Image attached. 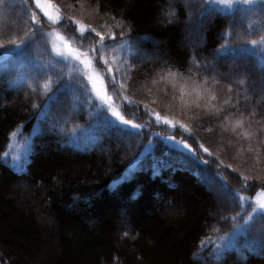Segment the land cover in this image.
Segmentation results:
<instances>
[{
    "label": "trees",
    "instance_id": "trees-1",
    "mask_svg": "<svg viewBox=\"0 0 264 264\" xmlns=\"http://www.w3.org/2000/svg\"><path fill=\"white\" fill-rule=\"evenodd\" d=\"M49 1L71 45L108 62L97 69L131 125L53 54L31 0H0V264H264V214L250 202L264 191V3L220 14L205 0ZM81 24L119 43L80 38ZM225 43L246 50L215 59ZM219 135L230 146L217 150ZM169 136L204 145L208 163H185Z\"/></svg>",
    "mask_w": 264,
    "mask_h": 264
},
{
    "label": "snow or ice",
    "instance_id": "snow-or-ice-1",
    "mask_svg": "<svg viewBox=\"0 0 264 264\" xmlns=\"http://www.w3.org/2000/svg\"><path fill=\"white\" fill-rule=\"evenodd\" d=\"M35 5L37 8H43L44 6L41 5L40 0H34ZM206 3H208L210 6L211 5H215L216 6V10L220 13V14H224L226 9H230L233 5L237 4V3H242L245 5H253V4H259V3H264V0H205ZM210 11L212 10L211 7L209 9ZM264 10V9H262ZM44 13L45 15L48 16L49 20L52 19V17L48 14L47 9H44ZM174 13L169 12L168 15H173ZM35 18H33V23L35 24ZM77 24H79V21L76 22ZM73 32H75V29H72ZM87 33V34H85ZM94 33L93 39L95 38H99V41L101 42V47H106V46H111V44L109 43V41L111 42H116L119 43V41L117 40V36L114 33H108V37H109V41L105 40V37L103 35H101V32L97 31L95 28H86L85 25L81 24L80 25V38L83 39H87L89 36H92V34ZM61 40H64L63 37H60ZM121 39H123V36H121ZM14 48H21L23 45V41L20 44H17V42L15 40H12L9 42ZM253 47H255L257 45V41L256 40H252L249 42ZM259 43L261 45H264V37L261 38V40L259 41ZM64 48L67 51V56L71 57L73 59H75L76 61H78L81 65L84 66V68L91 73L88 76V80L91 84V88L92 91L95 93L96 97L98 99H100L103 102H107L110 101L112 99L111 96L107 95V86L104 83V79L101 75L96 74L93 71V61L90 59H87L88 53H82L80 51H78L77 49H74L68 42L64 43ZM0 47H3V45H0ZM246 49L245 47H241L240 49H233L231 48V46L228 43L222 44L220 46V48L217 50V55L215 57V59H219L221 57L227 56L229 54L232 55H236L237 51L240 52H244ZM96 51L98 52L99 49H96ZM58 55L64 56L65 53L64 52H59L57 53ZM7 55V54H6ZM262 55H264V49H262ZM101 57L97 56L96 57V65L98 66H106L107 65V61H103V65H101ZM264 62V61H262ZM193 63L195 64V61H193ZM6 66V65H5ZM197 70L199 71L201 68V65L196 64ZM203 70L209 74L213 73V69L208 68L207 64H204L203 66ZM107 71L110 73L112 70L110 68L107 69ZM114 81V78H113ZM241 83H243V81H241ZM99 85V86H98ZM51 87V84H45L44 88L46 90H49ZM121 87H123V85H121ZM64 90L63 87L58 88L57 89V93L53 95V97H50V101L55 100L58 98V95L60 92H62ZM229 92H231V88H229ZM200 99H203V97H200ZM212 100H215L216 97L212 96L211 97ZM200 105L197 104L196 107H199ZM33 107H38V105H33ZM49 105H45L44 110L41 112L40 118L43 119L45 116L48 115V109ZM108 108H111V104H107ZM112 116H114L116 118L117 121H119L121 124L123 125H129L131 122L128 120H125L123 118V116H121L119 114V112L116 111H112ZM157 120L160 119L159 116L156 117ZM164 123L165 124H171L172 122L169 121L167 118L164 119ZM132 127L134 128H139V125H132ZM181 128H183V125H180ZM237 127L238 128H242L243 127V121L242 120H238L237 121ZM243 135V137L245 139H250L252 138V136L255 135V133L251 130H246L244 132L241 133ZM191 139H193V142L195 143V138L190 137ZM171 140H173V142L175 143H180L181 147H183L184 149L187 150L188 153H190L189 156L186 157L185 159V163H191V164H207L208 161L207 160H201L200 156H199V152L202 151L203 153H207L209 155H211V153H209L208 148L204 147V145L200 144L197 146L196 149H193L188 143L186 142H176L174 140V138H169ZM7 155V154H6ZM16 159V158H14ZM219 178V177H217ZM224 186L225 188H227V183L224 182ZM240 199L242 200L243 198L240 197ZM258 205H259V209L261 210V214H264V200H258L257 201ZM233 220H235V217L232 218ZM249 231V226H248V221H245L244 225H239V224H234V228L232 233L228 234L227 237H225V239L227 240V244H225L223 246L224 250H231L234 248V242L236 240V238L242 234H246ZM262 243H264V241H262ZM222 254V253H221Z\"/></svg>",
    "mask_w": 264,
    "mask_h": 264
},
{
    "label": "rangeland",
    "instance_id": "rangeland-1",
    "mask_svg": "<svg viewBox=\"0 0 264 264\" xmlns=\"http://www.w3.org/2000/svg\"><path fill=\"white\" fill-rule=\"evenodd\" d=\"M33 5H34V8L37 9L39 15L41 16L42 19H44L46 21V26H47V29H45V35L47 36V39L50 43V48H51V51L53 52V54L57 57V56H60V57H63L67 63H70L71 65L75 66V65H78L83 71H84V75L86 77V79L88 80V76L91 74L89 73L83 65H81L78 61H76L75 59L71 58V57H68L67 56V51L66 49L64 48V43L65 42H68L70 45L71 43L66 39L65 35L61 33V31H59L57 29V27L55 25H57V23H60L62 21V18H61V11L60 9L54 5L53 3H51L49 0H40V3L41 5H43L44 7L43 8H37L36 5H35V2L34 0H31ZM243 5L245 4H242V3H237L235 5H233L230 9H226L227 11H231L235 8H240L242 7ZM44 9H47V12L48 14L52 17L51 20H49L48 16L45 15L44 13ZM7 21H11L13 22L12 20V17L10 15H7V17L5 18ZM14 23V22H13ZM86 34V33H85ZM60 37H63L64 40H61ZM190 44H192L190 42ZM74 49H77L75 48V46L71 45ZM78 50V49H77ZM59 52H64L65 55L64 56H61V55H58L57 53ZM82 53H88L87 51H84V50H78ZM100 55V54H99ZM143 58L144 59H147V60H153V59H156V58H151L150 55H148L147 53H143ZM87 59H90L93 61V71L98 74V75H101L104 79V83L105 85L107 86L106 84V80H105V76L101 73V71L99 70V68L97 69L98 65H96V61L94 58H92L89 53H88V56H87ZM103 60V59H102ZM101 60V62L103 63V61ZM89 82V80H88ZM90 84V82H89ZM91 86V84H90ZM99 86V85H98ZM92 89V88H91ZM107 90V89H106ZM93 92V91H92ZM261 94L260 96V100H264V89L261 88V90L259 91ZM93 95L95 96L97 102H98V106L99 108H105L107 114H109L110 118H114V120L116 121V118L114 116H112V111H116L118 112V108H116V106L113 104V102L110 101H107V102H103L101 101L100 99H98L95 95V93L93 92ZM107 95L110 96L108 90H107ZM113 98V97H112ZM107 104H111V108H108L107 107ZM157 117V116H155ZM164 119L163 117H160L159 120H157L156 118V122H158L157 124H160L162 126H168L169 124H165L164 123ZM165 124V125H164ZM131 125V123L129 124ZM133 125V124H132ZM165 131V130H164ZM169 138H173V137H170ZM169 138H166L167 142L169 145L171 146H174V147H177V148H181L183 150H186L184 149L183 147H181V144L180 143H175L173 142V140L169 139ZM174 140L176 142H181V141H178L174 138ZM231 143H229V141L225 138V136L223 135H219L217 138H216V143L215 144H212L217 150H221L222 146H230ZM217 191V189H216ZM258 200H264V191H257V193L255 194V196L253 198H251V204H252V208H251V212L254 213V212H261V210L259 209V205L257 203Z\"/></svg>",
    "mask_w": 264,
    "mask_h": 264
}]
</instances>
